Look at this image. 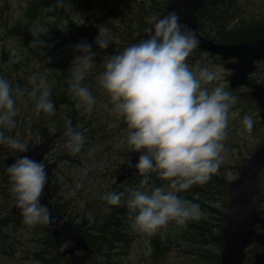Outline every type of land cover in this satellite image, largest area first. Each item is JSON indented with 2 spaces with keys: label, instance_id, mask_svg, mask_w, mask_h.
I'll use <instances>...</instances> for the list:
<instances>
[{
  "label": "rangeland",
  "instance_id": "374dc122",
  "mask_svg": "<svg viewBox=\"0 0 264 264\" xmlns=\"http://www.w3.org/2000/svg\"><path fill=\"white\" fill-rule=\"evenodd\" d=\"M35 1L0 0V77L8 80L14 88L29 91V77H42L50 88L51 97L56 96L59 101L54 104L52 116L37 115L34 101L25 93L16 104V127L12 132L6 131L5 135L31 145L40 136L38 130L32 131L35 125L42 127L46 123L55 129L65 121L70 122L71 114L76 116L85 137L84 145L77 154L63 151L61 142L54 147L50 158L61 159L57 161L51 180L56 189L54 202L74 225L89 236L92 255L87 264H218L216 257L220 256L222 246L216 237L221 235V219L228 204V197L223 192L224 183L236 178L237 167L264 139V128L253 103L229 90V75L218 59L193 51L187 60L189 66L199 64L210 70H219V83L236 97V104L230 110L233 115L228 121L223 162L217 174L206 184L193 185L178 193L183 199L200 205L203 223L198 226L201 229L192 227L193 222L190 221L183 227L170 222L152 235L135 230L123 200L116 207L101 199L106 192L141 188L140 181L144 177L139 175L121 185L115 183L116 170L130 151L122 143L127 125L122 118L110 112L109 97L99 86L98 78L104 70L105 58L138 43L137 37L150 26V18L171 0H59L61 5L58 6V0H45L43 4H40L41 0L33 3ZM43 5H46L45 9ZM225 18L226 30L254 24L261 28L264 26V0H232V7L227 9ZM87 24L103 29L112 40L104 50L96 43L91 47L94 64L82 81L96 100L90 113L77 107V99L70 91L75 68L72 62L80 54L71 44L64 45L61 37L69 35L73 28ZM49 31L56 32V40L46 47L43 44H47V40L42 45L40 42ZM254 78L260 83L264 81V62L258 65ZM245 114L252 115L254 120L250 133L241 123ZM8 152L6 146L0 145V264H43L40 252L41 256H51L42 225L27 226L23 219L12 221L9 185L5 181L2 162ZM167 184L168 181L152 173L148 175L146 187L163 186L167 189ZM256 197L258 209L264 215V169L257 179ZM106 208L111 210L106 212ZM110 222L115 225H110ZM104 226L108 231L116 230L122 237L99 232ZM154 240L158 241L157 247ZM255 248L249 250V259L252 251H257ZM44 252L46 254L43 255Z\"/></svg>",
  "mask_w": 264,
  "mask_h": 264
},
{
  "label": "clouds",
  "instance_id": "9594fccd",
  "mask_svg": "<svg viewBox=\"0 0 264 264\" xmlns=\"http://www.w3.org/2000/svg\"><path fill=\"white\" fill-rule=\"evenodd\" d=\"M58 5H61L59 0ZM148 23L150 26L144 30L147 39L105 58L98 83L109 97L110 112L127 125L122 143L138 154L136 163L129 162V167L144 177L141 188L106 192L101 199L116 207L123 200L132 228L152 235L170 222L183 227L203 217L199 204L183 199L178 193L193 185H204L217 174L223 162L228 121L233 115L230 110L236 104V97L219 83V70L199 64L189 66L187 60L199 40L193 31L180 24L175 12L154 15ZM110 42L111 37L99 28L97 46L104 50ZM75 50L80 55L72 62L75 68L70 91L77 99V107L90 113L96 100L82 81L93 67L94 53L91 45L83 42L75 45ZM28 83L30 91L14 88L0 77V145L6 146L14 158L5 171L10 195L23 223L47 225L49 211L40 203L47 183L45 166L24 155L29 150L25 142L5 135L16 127V104L25 93L34 101L37 115L55 113L45 80L32 75ZM241 123L250 133L252 115L245 114ZM64 135L66 149L71 154L79 153L84 135L70 123ZM150 173L168 181L167 189L147 188Z\"/></svg>",
  "mask_w": 264,
  "mask_h": 264
},
{
  "label": "water",
  "instance_id": "95a60500",
  "mask_svg": "<svg viewBox=\"0 0 264 264\" xmlns=\"http://www.w3.org/2000/svg\"><path fill=\"white\" fill-rule=\"evenodd\" d=\"M205 0H173L168 6L162 9L157 16L167 15L175 12L179 17L180 24L193 31L198 40L197 50L219 56L223 62L234 60L235 63H227L224 67L232 73L228 78L231 90L247 87L249 92L245 94L250 98L259 110V118L264 126V86L253 83L249 80V75L256 71L255 63L264 61V37L240 45H219L211 40L205 39L198 34L197 13L202 9ZM98 33V29L91 26H80L73 33L69 40L77 43L84 38L92 40ZM139 40L147 39L144 33L139 36ZM73 127L75 125L71 123ZM65 129L53 136L46 138L41 144L29 149L27 155L31 159L40 162L48 153L49 148ZM66 137L63 142L64 151ZM137 153L128 152L124 161L116 172V182L120 184L136 175V171L129 167V162L135 164ZM13 155L4 156L5 167L13 163ZM56 163L45 165L47 183L43 189L40 203L49 211L50 222L48 223L55 248L59 257H68L70 264H86L91 250L87 246L84 238L79 234L73 225L67 222L52 206L51 200L54 191L50 184V175ZM264 167V140L237 168L235 179L225 183V190L229 202L222 217V250L220 264H264V218L260 215L255 202L254 185L258 174ZM11 210L13 215L20 216L19 210L15 207L12 198ZM262 230L257 233L256 230ZM256 244L262 247L260 252H254L251 262L244 263L245 251L251 245ZM81 252V255H77Z\"/></svg>",
  "mask_w": 264,
  "mask_h": 264
},
{
  "label": "trees",
  "instance_id": "16d2710c",
  "mask_svg": "<svg viewBox=\"0 0 264 264\" xmlns=\"http://www.w3.org/2000/svg\"><path fill=\"white\" fill-rule=\"evenodd\" d=\"M231 7H232V0H206L202 10L198 13V24H199V30L201 34L206 38H209L217 43H222V44H240V43L249 42L256 38H260L264 36V26L263 25H261V28L257 27L258 25L254 24V25H244V26H239V27H232L231 29L226 30L227 20L225 18V15L227 14V9ZM208 30L210 32H208ZM50 38L51 37L47 36L42 42H40L41 45L45 43L47 39H50ZM52 40L53 39L51 38L50 41ZM43 45H46V44H43ZM41 114L44 115L43 113ZM41 136L46 137L47 134L43 133ZM5 181L9 185L7 176H5ZM9 187L7 189L8 194H9L8 198L11 197L10 192H9ZM223 192H225V190ZM57 206L59 207V205ZM59 209H60V212L64 213L60 207ZM11 217H12V214H11ZM12 221L13 222L18 221V218L13 217ZM192 222H193L192 227H197V229H201V226H198L199 223H203L201 220L192 221ZM109 224L112 225L113 223L110 222ZM75 227L80 233L84 235L85 239L88 241L89 236H87V234H84L78 225ZM42 232L44 236L47 237L48 242L50 244L49 248H50V251L52 252L51 259L49 260L45 259L44 264H56L60 262V259L54 254V251H55L54 244H53L51 235L49 233L48 227L42 225ZM99 232L104 233V234L110 233L113 237H116V236L122 237V235H119L116 232V230L108 231L107 226L101 227ZM216 240L219 244H221L220 235L216 237ZM153 242H154V246L157 247L158 241L154 240ZM44 254L46 253L44 252L43 255ZM41 258H43V256H41ZM216 260L219 264L218 256L216 257Z\"/></svg>",
  "mask_w": 264,
  "mask_h": 264
},
{
  "label": "flooded vegetation",
  "instance_id": "af4514ba",
  "mask_svg": "<svg viewBox=\"0 0 264 264\" xmlns=\"http://www.w3.org/2000/svg\"><path fill=\"white\" fill-rule=\"evenodd\" d=\"M87 25H88V24H87ZM90 25H93V24H90ZM94 26H96V25H94ZM97 27H98V26H97ZM76 28H77V27L73 28V30L70 32V34H71L72 32H74ZM98 28H99V27H98ZM70 34H69V35H70ZM69 35L64 34L63 36H61L64 45L70 44V43L68 42V39H67ZM65 36H66V38H64ZM81 42L86 43V44H89V45H91V47H92L93 43H95V39H94L92 42H88V43H87V39H85V40H83V41H81ZM81 42H80V43H81ZM72 46L75 48V45H72ZM79 54H80V53H79ZM51 100H52V102H53L54 104L57 103V102L59 101V99H58L56 96H52V97H51ZM75 118H76V116H74V115L71 114V116H70V122H72V123L75 125V128H76L78 131H80V128H79V126H78V123L76 122L77 120H76ZM67 123H69V121H65V122H63V124H60V126H59V127H56L55 129H51V127L48 126V125H46V123H45V124L43 123L42 127H41V126H36V125H35V126H34V130H32V131L36 132V131L38 130L40 136H38V140H37L35 143L33 142L31 145H28V147H29V148L34 147V146L40 144V143H41L46 137H49V136H51V135H53V134H57V133L63 131V130L66 128ZM41 129H42V130H41ZM85 129H86V127H85ZM80 132L82 133V131H80ZM31 133H32V132H31ZM43 133H46L47 136H46V137H42L41 135H42ZM63 138H64V136H61V137L56 138V139L53 141V143H52V145H51V147H50V152L48 153V155L46 156V158L43 160L42 164L45 165L46 163L51 162L52 160H54V161H59V159H61V157H57L58 159H57V158L54 159V158H52V157L50 158V155H51V152H52V150L54 149V147H56V145H57L59 142L62 143ZM53 189H54L55 192H56L55 187H53ZM55 204H56V203H55ZM62 214H63L66 218H68V216H67L65 213H62ZM20 220H22V218L18 219V221H20Z\"/></svg>",
  "mask_w": 264,
  "mask_h": 264
}]
</instances>
